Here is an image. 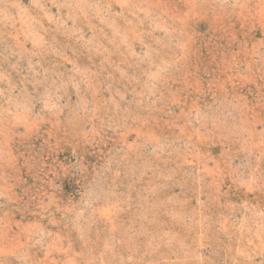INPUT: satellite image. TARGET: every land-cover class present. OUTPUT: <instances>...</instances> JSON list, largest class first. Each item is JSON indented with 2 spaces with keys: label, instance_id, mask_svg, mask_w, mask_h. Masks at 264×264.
<instances>
[{
  "label": "rangeland",
  "instance_id": "rangeland-1",
  "mask_svg": "<svg viewBox=\"0 0 264 264\" xmlns=\"http://www.w3.org/2000/svg\"><path fill=\"white\" fill-rule=\"evenodd\" d=\"M0 264H264V0H0Z\"/></svg>",
  "mask_w": 264,
  "mask_h": 264
}]
</instances>
